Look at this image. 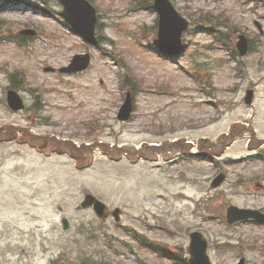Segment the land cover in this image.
Masks as SVG:
<instances>
[{
	"label": "rangeland",
	"instance_id": "1",
	"mask_svg": "<svg viewBox=\"0 0 264 264\" xmlns=\"http://www.w3.org/2000/svg\"><path fill=\"white\" fill-rule=\"evenodd\" d=\"M24 1L33 9L0 11V38L23 43L0 41V264H174L145 245L187 260L193 230L212 264H264V226L225 221L230 204L264 206V0H171L189 20L175 56L153 47L151 0H91L96 46L61 22L56 0ZM85 52L86 70L58 71ZM8 87L23 111L5 105ZM126 90L135 107L119 121ZM86 193L118 221L82 208Z\"/></svg>",
	"mask_w": 264,
	"mask_h": 264
},
{
	"label": "water",
	"instance_id": "2",
	"mask_svg": "<svg viewBox=\"0 0 264 264\" xmlns=\"http://www.w3.org/2000/svg\"><path fill=\"white\" fill-rule=\"evenodd\" d=\"M64 10L61 14L70 22L74 29L80 32L85 38L91 41H95L93 37V26L95 20V10L86 0H59ZM154 6L158 11L159 23H158V35L160 48L167 51L176 53L181 49V35L184 29L188 26V21L183 18L170 4L169 0H154ZM239 52L244 54L247 48V41L245 37L240 36V39L236 43ZM88 64V56L83 57L76 56L73 58L71 64L67 68L62 70L71 72L85 68ZM251 91H248L245 100L250 102ZM8 101L14 108L20 106L19 99L15 96L14 92L10 91L8 95ZM131 110L130 94L127 93V98L121 108L119 118L126 119ZM223 176L215 179L212 183L213 186L217 185ZM92 203L98 210L103 213L105 206L97 201L91 195H87L85 204ZM227 216L229 221L237 219L255 217L258 218L260 215L253 210L238 209L230 206L227 210ZM191 239L189 251L191 253L190 262L192 264H210L209 258L206 254V241L199 232L191 233Z\"/></svg>",
	"mask_w": 264,
	"mask_h": 264
}]
</instances>
